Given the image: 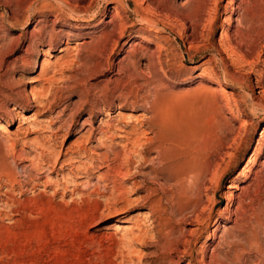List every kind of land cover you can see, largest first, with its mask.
Listing matches in <instances>:
<instances>
[{"label": "rangeland", "instance_id": "374dc122", "mask_svg": "<svg viewBox=\"0 0 264 264\" xmlns=\"http://www.w3.org/2000/svg\"><path fill=\"white\" fill-rule=\"evenodd\" d=\"M198 4L0 0V200L19 204L0 203V264H264V0H205L195 26L167 22ZM45 60L54 65L40 78ZM161 98L165 124L192 118L183 148L210 166L186 197L154 175L160 166L115 181L88 160L113 159L131 137L88 144L90 127L135 124Z\"/></svg>", "mask_w": 264, "mask_h": 264}, {"label": "bare ground", "instance_id": "6f19581e", "mask_svg": "<svg viewBox=\"0 0 264 264\" xmlns=\"http://www.w3.org/2000/svg\"><path fill=\"white\" fill-rule=\"evenodd\" d=\"M135 1H137V0H135ZM217 1L218 0H215V3ZM198 3L199 4L196 8L197 11H195L196 13L193 12L192 15H188V16H180L179 14L174 13V12L171 16L166 14V16H169V17L165 16L167 22L173 23V25H174L173 27H175L176 29L180 28L183 30L185 28L186 22L191 23L193 26H195V24L200 23L199 17H198L199 15L197 12L201 11L204 8L205 0H198ZM142 6L143 5H141V7ZM148 8H149V6H148ZM148 8L147 9L143 8V9L148 10ZM206 17H207V15H206ZM230 21H231L230 17L227 16L225 18V22L228 23V25H229ZM140 22L142 23V25H144L145 27L148 28V31L150 33L151 32L155 33V34L158 33L157 30H158L159 24L155 19H153V18H142ZM122 31H123V29H122ZM225 39H226L225 36H223V35L220 36L219 45H221V47H223V48L229 47V46H225ZM117 40H118V38H117ZM117 40L116 39L114 40L115 41L114 45H116ZM227 41L231 42L228 39H227ZM112 49H113V47H112ZM112 49L110 51H112ZM158 54H159V51H158ZM153 55L155 56V53L150 55V57L152 58ZM59 58H61V59H58V61L56 60V62L54 63L55 65L59 64L60 62H63L62 57H59ZM149 58H148V65L147 66H153V63H152L151 59H149ZM54 64H51V62L49 60H45L43 63V66L40 70V73H39L40 78L46 76L49 73V71L52 69ZM209 82L211 85L221 88L220 87L221 86L220 81L217 78L211 77V78H209ZM41 88H42V86H41ZM163 102H164V99H162V100L159 99L156 102L152 103L151 109H153V111H154V112L152 111L153 114L151 113L152 115L151 116L149 115L150 117H147V118H144V117L139 118V119L137 118V121L135 120L136 118H134L133 121L134 120L136 121L135 124L123 123L124 125L122 124V125L118 126L117 124L116 125L109 124L107 122L105 123V121H104V127H102V128H94L93 126L90 127L89 130H87V133H88L87 142H88V144L93 139L96 140L98 142V144L102 145L104 143V141L106 142V140H109V142L111 141L114 143L115 139L124 138L122 136L124 134H128L131 137L129 140H127V142L125 144H123L122 151L121 152L119 151L118 153L114 154L113 159H109L106 156V154H102V156H99V154L95 153L96 157L94 158V157L89 156L88 160L91 163L98 162L97 167L98 166L99 167L104 166L107 170V172L105 173L107 178H110L111 180H115V181L116 180H119V181L126 180L127 177L131 174L130 172L133 169H135L136 164L140 167L142 164L147 162V163H150L152 166H154V165L160 166V168L158 167L159 169H157V170H155V168H154V172H155L154 175L161 176V175L167 174L168 178H166V180L170 181V183L173 182V184L172 183L171 184L174 186V189H176L178 196L179 197H186V196H189L191 193H194V192L198 193L200 183L209 175V169H210L209 167L210 166L208 165L209 163L206 165L195 163L192 159L193 154H191L186 149H184L185 148L184 146H188L190 144V142L188 140V136H187V134H188L187 131L191 130L192 122H194V121H191L192 118L190 117L191 119H187V118L184 119L183 116L181 117V115L179 114L180 118L174 119L175 118L174 117L173 120H171L172 122H166V124H165V121H164V119L162 117V113H161V109H162V107H164ZM166 111H169V110H166ZM166 111H165V113H166ZM162 112H164V111H162ZM182 112H183V109H182ZM6 114H7V116L11 117L12 119L15 118V115H16V114H13L10 112H7ZM129 116L130 117H127V119L133 118V116H131V115H129ZM188 116H186V117H188ZM130 121L131 120H128L127 122H130ZM0 131H4L3 125H0ZM259 136H260V138H264V127L260 131ZM189 137H191V136H189ZM7 139H9V138H7ZM115 144H116L115 145L116 147L119 146L117 142H115ZM181 147H182V149H181ZM74 150L75 151H72L73 152L72 154L75 155L76 157H79V156H83V157L86 156L87 157V154H88L87 147H83V146L79 147L78 146L77 149H74ZM259 151H260V147L258 144L254 148L252 155L249 157V159L246 162L245 167L242 169V171H244L246 166L253 163V161L255 160V156L257 155V153H259ZM50 154L53 155V153H50ZM55 154L56 153H54V155ZM59 156H60V152H58L57 155H55V157H56V161L54 160L55 165L59 163ZM72 161H73V159H69L70 164H67V165L73 166L71 163ZM62 164L64 165V164H66V162L62 161ZM157 166H154V167H157ZM73 169L76 172H78V174H81V175L85 174V172H86V171H83V172L80 171L79 168L73 167ZM74 170H72V171H74ZM8 175H9V173H8ZM11 176H13V175H11ZM212 176H214V175H212ZM230 189H232L231 186L228 187V190H230ZM226 196L227 197H226V205H225V211L224 212L228 213L229 212V206L234 201V195H233V192L230 191V192H228V194ZM0 203L5 208H8V210H10V211L13 210L14 207L16 208L17 206H19V204H17L18 202L15 203V201H13V199H10V200L7 199L5 201L0 200ZM16 210H18V208ZM14 212L15 211H13V213ZM11 213H12V211H11ZM120 223H122V222H120ZM212 223H213V221H212ZM217 223H218V220H215L213 225L216 226ZM113 226H115V225H113ZM125 226H127V225H125ZM122 229H123V231H126V230H124V228H122ZM131 231L129 234L132 233ZM212 231H214V229ZM129 234L127 231V235H129Z\"/></svg>", "mask_w": 264, "mask_h": 264}]
</instances>
